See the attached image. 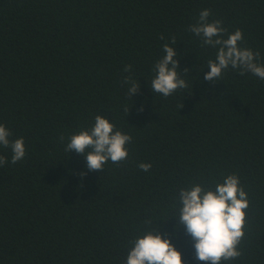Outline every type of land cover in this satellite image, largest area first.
Masks as SVG:
<instances>
[{
  "label": "trees",
  "instance_id": "1",
  "mask_svg": "<svg viewBox=\"0 0 264 264\" xmlns=\"http://www.w3.org/2000/svg\"><path fill=\"white\" fill-rule=\"evenodd\" d=\"M205 8L264 65V0H0V124L26 148L12 164L0 146V264H125L156 227L183 264H208L175 229L179 190L233 173L249 207L242 255L222 264H264V80L231 67L203 79L217 48L188 29ZM172 37L187 87L164 97L150 82ZM96 115L132 141L126 160L87 171L65 147Z\"/></svg>",
  "mask_w": 264,
  "mask_h": 264
},
{
  "label": "clouds",
  "instance_id": "2",
  "mask_svg": "<svg viewBox=\"0 0 264 264\" xmlns=\"http://www.w3.org/2000/svg\"><path fill=\"white\" fill-rule=\"evenodd\" d=\"M210 15L209 9L201 10L196 23L188 29L202 39V45L217 48L216 58L208 61L207 67L210 70L203 79L215 83L221 79L224 70L231 67L239 69L241 75L251 72L264 80V65L257 63L260 53L241 47L238 43L243 40L242 31L236 29L225 38L227 29L219 19L210 22ZM176 43V38L172 37L173 46L164 44L165 54L155 63L156 74L150 82L151 91L164 97L187 87L179 70L174 47ZM131 67L125 65L124 71L130 72ZM187 72L188 69H184V73ZM122 83L130 85L127 95L131 98L141 87L131 75L125 76ZM124 111L128 114L130 108L125 107ZM11 135V131L4 124H0V146L11 149V163L15 164L24 159L26 148L23 137L11 140ZM60 140H64L63 135ZM131 141L130 134L115 129V125L105 116L96 115L90 129L80 130L68 138L65 151H75L85 156L87 171H100L109 160L114 164L126 160L127 145ZM7 162L6 157L0 156V166ZM138 167L147 172L151 164L141 162ZM86 174V171L80 172L82 178ZM178 201L179 214L173 215L176 217L175 229L184 226L186 235L194 241L197 260L208 264H222L223 261L235 260L242 255L239 245L245 235V210L249 207V199L236 174L225 176L214 188H206L200 183L181 188ZM131 243L125 264H183L181 252L171 243L170 238L162 236L158 227L137 236Z\"/></svg>",
  "mask_w": 264,
  "mask_h": 264
}]
</instances>
